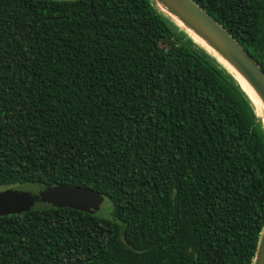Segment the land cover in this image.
<instances>
[{"label": "trees", "instance_id": "obj_1", "mask_svg": "<svg viewBox=\"0 0 264 264\" xmlns=\"http://www.w3.org/2000/svg\"><path fill=\"white\" fill-rule=\"evenodd\" d=\"M264 72V0H191ZM233 77L151 0H0V191L103 213L0 217V264H252L264 130Z\"/></svg>", "mask_w": 264, "mask_h": 264}, {"label": "water", "instance_id": "obj_2", "mask_svg": "<svg viewBox=\"0 0 264 264\" xmlns=\"http://www.w3.org/2000/svg\"><path fill=\"white\" fill-rule=\"evenodd\" d=\"M151 1L160 13L233 77L255 109L256 105L248 96L239 76L247 82L264 106V72L214 19L191 0ZM260 113L264 130V108H261ZM103 200L98 194L87 190L26 184L0 191V217L61 207L93 213L99 209ZM252 264H264V227Z\"/></svg>", "mask_w": 264, "mask_h": 264}, {"label": "bare ground", "instance_id": "obj_3", "mask_svg": "<svg viewBox=\"0 0 264 264\" xmlns=\"http://www.w3.org/2000/svg\"><path fill=\"white\" fill-rule=\"evenodd\" d=\"M200 41V40H199ZM202 44H204V45H206V46H208L207 45V43L206 42H204V41H200ZM225 62V61H224ZM226 63V62H225ZM227 64V63H226ZM225 64V65H226ZM233 70V69H232ZM239 79H240V81H241V83H242V85H243V87H244V89L246 90V92H247V94H248V96L252 99V101L255 103V105H256V112H257V115L258 116H260V110H261V108H264V106H263V104H262V102H261V100H260V98L256 95V93L252 90V88L247 84V82H245V80L244 79H242L240 76H239ZM254 106V105H253ZM255 110V109H254ZM263 123H264V120H263Z\"/></svg>", "mask_w": 264, "mask_h": 264}, {"label": "rangeland", "instance_id": "obj_4", "mask_svg": "<svg viewBox=\"0 0 264 264\" xmlns=\"http://www.w3.org/2000/svg\"><path fill=\"white\" fill-rule=\"evenodd\" d=\"M53 1H73V0H53ZM107 205L110 206L109 202L103 200L102 204L100 205L99 209L96 212L97 213L99 212L100 214L103 213L104 211L107 210Z\"/></svg>", "mask_w": 264, "mask_h": 264}]
</instances>
